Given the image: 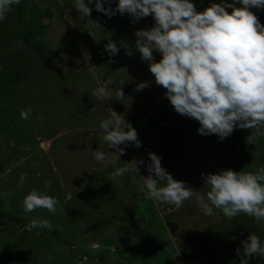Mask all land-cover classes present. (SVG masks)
Wrapping results in <instances>:
<instances>
[{"label": "rangeland", "instance_id": "obj_1", "mask_svg": "<svg viewBox=\"0 0 264 264\" xmlns=\"http://www.w3.org/2000/svg\"><path fill=\"white\" fill-rule=\"evenodd\" d=\"M194 2L203 10L211 0ZM89 6L99 23L93 29L99 45L85 31L75 0H21L0 21V264H239L236 248L243 250L241 241L250 233L264 240V224L244 214L229 220L217 209L205 216L196 197L207 200L210 190L201 173L264 166V137L248 145L251 129L237 128L222 141L198 134L199 123L175 112L135 51L136 31L151 28L153 19L133 24L127 15L109 19ZM253 11L264 23V10ZM110 38L125 41L135 54L129 57L121 47L108 64L104 44ZM145 80L151 86L136 91ZM101 83L111 92L107 101L91 95ZM28 107L29 119H21L20 110ZM109 108L131 122L142 146H129L115 165L105 166L93 152L108 150L100 122ZM164 146L180 151L161 159L162 167L195 191L182 207L145 198L144 165L139 173L108 180L114 168L147 162L149 152L158 155ZM21 174H27L23 187ZM49 180V194L60 200L57 212L24 213V196ZM36 217L50 220L54 229L27 231ZM166 221L177 227L171 230ZM250 264H264V258Z\"/></svg>", "mask_w": 264, "mask_h": 264}, {"label": "clouds", "instance_id": "obj_2", "mask_svg": "<svg viewBox=\"0 0 264 264\" xmlns=\"http://www.w3.org/2000/svg\"><path fill=\"white\" fill-rule=\"evenodd\" d=\"M20 2L0 0V21ZM113 3L114 0H87V3L75 0V9L86 19L85 31L95 43L99 45L102 39L93 31L99 23L92 19L93 8L89 5H94L97 12L109 19L117 14L127 15L133 24L151 17L152 27L135 33V51L148 64L155 84L165 89L164 98L175 112L197 121L198 134L217 135L221 141L237 128L252 130L245 141L248 145L264 137V23L253 11L264 10V0H211L203 10H198L194 0H118L115 7ZM66 17L70 20L67 12ZM121 47L126 49L127 56L135 54L125 41L107 39L104 50L109 57L108 64L116 62L112 58L119 54ZM157 52L161 56L158 61L154 56ZM151 84L148 80L137 83L136 91ZM115 91L120 99L125 96L122 87ZM91 95L107 101L111 92L101 83ZM32 111L31 107L21 109V119H29ZM100 128L108 150L93 152L97 164L115 165L129 146H142L136 128L113 108H109V117L101 120ZM148 157L147 162L133 161V167L125 162L114 168L108 180H116L129 172L139 173L138 165H144L148 175H140L143 180L140 191L147 190L146 199L176 208L192 199L193 188L162 167L160 156L149 152ZM201 176L205 186L210 187L207 200L202 195L196 197L203 215L212 216L217 209L229 220L244 214L254 218L258 226L264 224V166L255 171L221 169ZM26 178L27 174H21V187ZM51 186L49 180L42 190L31 189L23 198V212L31 214L43 209L55 214L61 205L58 197L49 194ZM35 228L52 231L54 225L46 218L36 217L25 225L29 232ZM241 244L243 250L240 247L235 250L239 264H250L254 257L264 258V240L259 235L250 233Z\"/></svg>", "mask_w": 264, "mask_h": 264}, {"label": "water", "instance_id": "obj_3", "mask_svg": "<svg viewBox=\"0 0 264 264\" xmlns=\"http://www.w3.org/2000/svg\"><path fill=\"white\" fill-rule=\"evenodd\" d=\"M180 151L179 148H170L168 146H164L163 148H161L159 150V154L158 156L161 157V159H165L166 157H169L171 155H175V154H178ZM166 225L171 229V230H174L177 225L172 222V221H166Z\"/></svg>", "mask_w": 264, "mask_h": 264}]
</instances>
